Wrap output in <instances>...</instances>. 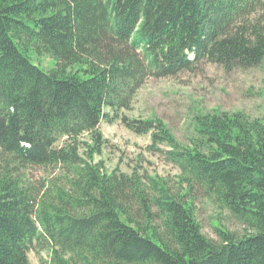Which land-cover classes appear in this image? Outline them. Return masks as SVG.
Returning <instances> with one entry per match:
<instances>
[{"label":"trees","instance_id":"trees-1","mask_svg":"<svg viewBox=\"0 0 264 264\" xmlns=\"http://www.w3.org/2000/svg\"><path fill=\"white\" fill-rule=\"evenodd\" d=\"M204 60L264 66V0H0V264L32 247L42 264H264V115L198 111L184 143L119 113L147 76ZM102 119L149 132L174 184L95 160ZM196 195L243 232L206 235Z\"/></svg>","mask_w":264,"mask_h":264},{"label":"rangeland","instance_id":"rangeland-1","mask_svg":"<svg viewBox=\"0 0 264 264\" xmlns=\"http://www.w3.org/2000/svg\"><path fill=\"white\" fill-rule=\"evenodd\" d=\"M39 62L44 68L52 64L47 55L40 57ZM215 109L242 110L251 117L263 116L264 66H234L227 69L219 63L204 60L193 69L180 70L173 75H149L137 88L130 107L121 108L119 113L136 118L158 116L175 137L185 143L195 113ZM99 129L105 142L95 153L94 159H101L107 170L118 167L130 173L135 167L143 173L163 176L174 184L179 170L165 162L159 153L146 148L150 143L149 132L135 133L119 119H102ZM82 139H88L87 134ZM28 172L32 179L44 173L39 167H30ZM194 203L196 218L206 235L217 239L216 226H225L236 233L243 232L244 225L209 198L196 195ZM27 255L31 264H42L48 258V251L32 247Z\"/></svg>","mask_w":264,"mask_h":264}]
</instances>
